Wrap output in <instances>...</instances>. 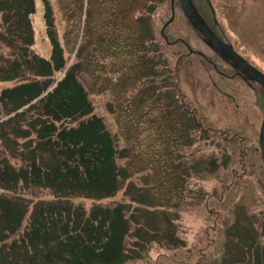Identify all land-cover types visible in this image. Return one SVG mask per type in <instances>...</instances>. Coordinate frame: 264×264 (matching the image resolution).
<instances>
[{
    "label": "rangeland",
    "instance_id": "rangeland-1",
    "mask_svg": "<svg viewBox=\"0 0 264 264\" xmlns=\"http://www.w3.org/2000/svg\"><path fill=\"white\" fill-rule=\"evenodd\" d=\"M211 2L220 22L224 26L228 24L231 30L239 34L235 36L238 43L236 48L264 70V0ZM41 14V3L34 0L33 46L42 56L48 57L50 50L43 33ZM94 16L96 21L91 18L87 21L88 25L85 24V29L83 13L77 24L73 20L66 22L62 19L61 28V11H58L60 36L65 37L64 45L68 41L64 53L66 57L75 44L74 39L79 42L83 36L85 40L97 28L100 21L98 15ZM165 19L164 7L158 8L150 18L152 38L145 41L141 58L138 50L126 54L123 48L125 44H118L110 49L111 53L106 57H100L99 46L94 44L97 38L93 37L89 64L83 57L87 47L85 41L80 48L82 56L72 60L74 52L69 59L73 65L85 66L79 77L92 103V114L102 118L114 141L117 190L107 201L122 206L128 224L119 264H253L251 252L256 251L264 240V199L260 194L264 186L257 184L260 176L264 181V173L254 171L243 177L247 185L232 186L224 191L223 200L217 202L208 196V189L214 187L215 181L212 168L222 165L225 157L229 165L239 168L238 145L234 147L231 139L225 140L224 150L216 148L209 151L202 140L195 136L197 131L192 130L186 109L180 111L177 106L171 108L172 114L157 127V90L153 87L157 73L154 63L162 57V75L164 71L173 73L174 52L179 49L177 44L164 43L158 35ZM179 22L170 27V34L177 35L181 29L183 31ZM154 40L157 41L156 45L151 43ZM192 42L196 44L195 40ZM182 52H186L184 48L179 53ZM186 60L180 56L176 65L178 71L183 69ZM186 66H189L188 63ZM194 75L197 87L180 83L184 108H192L195 117L221 128L224 138L236 131L255 145L257 134L254 136L252 123L262 118L253 108L247 92L240 91L241 97L236 100V107L226 97L218 95L210 85L207 84L206 88L202 69L198 72L195 69ZM60 76L61 73L57 74V79ZM16 83L2 81L0 88ZM166 103L165 100L164 108ZM7 116L8 108L0 104V121ZM77 122L69 121V124L75 125ZM14 125L0 129V154L13 157L20 163V157L13 155L20 153L30 158V149L25 146L20 150L23 141L11 134L13 130L20 135ZM159 128L163 133L161 140ZM179 131L184 140L183 151L173 156L170 154V139ZM246 157V160L253 162L250 166H261L259 152ZM73 203L82 205L86 210L92 204L90 200L82 198L74 199ZM256 210H261L259 215Z\"/></svg>",
    "mask_w": 264,
    "mask_h": 264
},
{
    "label": "trees",
    "instance_id": "trees-1",
    "mask_svg": "<svg viewBox=\"0 0 264 264\" xmlns=\"http://www.w3.org/2000/svg\"><path fill=\"white\" fill-rule=\"evenodd\" d=\"M39 1L48 57L33 46L34 0H0V82L17 81L0 88V104L8 108L0 129L15 124L20 135L13 130L11 134L23 141L20 150L30 149V158L13 155L20 157V163L0 154V264H119L128 224L122 206L107 201L117 190L114 141L102 118L92 114L79 77L85 66L73 65L69 59L74 52L72 60L82 56L85 41L83 57L89 64L93 37L100 57L125 44L126 54L138 50L141 58L145 41L152 38L150 18L164 7L166 19L161 28L171 16L170 0ZM193 2L203 16L208 0ZM174 10L163 34L158 31L164 43L166 36L204 45L178 0H174ZM58 11L61 28L62 19L77 24L82 13L84 29L87 21L95 20L94 15L100 21L85 40L83 36L79 42L74 39L68 57ZM178 20L183 31L172 35L169 29ZM176 44L188 51L182 41ZM83 116L87 117L80 120ZM74 120L77 124L70 125ZM79 198L92 202L88 210L73 203ZM261 246L251 252L253 264H260Z\"/></svg>",
    "mask_w": 264,
    "mask_h": 264
},
{
    "label": "flooded vegetation",
    "instance_id": "flooded-vegetation-1",
    "mask_svg": "<svg viewBox=\"0 0 264 264\" xmlns=\"http://www.w3.org/2000/svg\"><path fill=\"white\" fill-rule=\"evenodd\" d=\"M212 0H209L208 7L205 9L203 18L209 25V27L217 34L219 38H221L224 42L230 44L233 49L240 54L250 65L259 70L264 74V70H261L252 60L246 58L237 48L238 45L235 36H239V34L231 30L228 24L225 26L222 22H220V18L218 17V13L215 7L212 5ZM211 4V6H210ZM197 34V33H196ZM199 37L200 35L197 34ZM201 39V37H200ZM183 42V41H182ZM153 44H157V41L154 40L151 42ZM168 45H175V41L169 40L166 42ZM186 46H188L187 52L179 53L181 49H183L180 45L179 49L175 50L174 56L175 65H173V73L169 71H164L162 75L163 66L160 63L162 61V57L159 58V62L155 61L154 68L156 67V79L155 86L157 90V112H156V121L157 127L161 126V123L166 120V117L171 115L173 110L171 108L177 106L180 111L186 109L187 115L190 117V122L192 126V130H196L197 134L195 135L198 139H201L202 142L206 145L209 151H213L216 148L220 150H224L226 147L224 145L225 140H230V143L234 147L238 145V158L237 162L239 168L229 165L227 163V157H225L222 165L218 167H213L212 176L215 180L214 182L217 184L215 187V183L213 182L214 187L209 188L208 196L213 197V199L217 202L223 200L224 191L230 190L232 186L241 187L242 185H247L245 179L243 177L247 176L254 171H264V165L262 162V166H250V161L246 160V156H250L252 153H258V131L260 127L261 121L255 120L252 123L253 133L256 136V142L254 145L253 141H248L246 138L237 134L236 131L231 133L227 138L221 134V128L215 127L211 124L204 123L201 119H198L194 116V111L192 108L186 106L184 108V103L182 101L181 94L182 89L180 86L181 82H185L189 84V86L197 87L196 81L194 80V71L197 69V72L202 69L205 74L206 79V88L210 85L212 88L216 90L218 95H222L226 97L230 104L238 106V102L236 101L238 97H241L240 91H246L250 97L251 103L255 111H257L261 118L264 111V91L259 82L256 80H245V75L242 74L239 70L230 66L227 62H225L221 57H219L213 50H211L205 43L201 45L198 41L196 44L188 43L187 41L183 42ZM241 45V42L240 44ZM144 45L142 49H144ZM157 48V47H156ZM191 52V54H189ZM160 53V51H157ZM189 54V55H187ZM180 56L187 58L186 62L183 63V69L181 71L177 70V61H179ZM191 58V59H189ZM163 61L165 59L163 58ZM146 62V60H145ZM188 63L189 66H186ZM196 63V65H195ZM166 65V64H165ZM196 66V67H195ZM208 84V85H207ZM170 93V98H169ZM168 94V97H166ZM165 100L170 103H166L164 108ZM168 110H166V108ZM159 139L162 137L163 133L161 128L158 130ZM227 136V135H225ZM161 140V139H160ZM183 139L182 134L179 131L173 138L170 139V154L176 156L177 154H181L183 151ZM162 143V142H161ZM257 144V146H256ZM245 147V148H244ZM178 155V156H179ZM260 156V153H259ZM261 158V156H260ZM230 162V161H229ZM216 169V170H214ZM262 176H260L257 180L258 185L264 186V181L262 180ZM211 190V191H210ZM217 190H220L218 193ZM261 197L264 199V187L261 188L260 191ZM257 215L260 214L261 210H256ZM255 213H253L254 215Z\"/></svg>",
    "mask_w": 264,
    "mask_h": 264
},
{
    "label": "water",
    "instance_id": "water-1",
    "mask_svg": "<svg viewBox=\"0 0 264 264\" xmlns=\"http://www.w3.org/2000/svg\"><path fill=\"white\" fill-rule=\"evenodd\" d=\"M181 11L191 27L200 35L202 41L213 50L219 57L227 62L233 68L239 70L245 75V80H256L264 91V74L250 65L233 47L224 42L209 27L205 19L198 12L193 0H178ZM171 16L161 28V33L174 17V0H170ZM258 148L264 165V111L258 133ZM264 264V241L261 248V261Z\"/></svg>",
    "mask_w": 264,
    "mask_h": 264
}]
</instances>
